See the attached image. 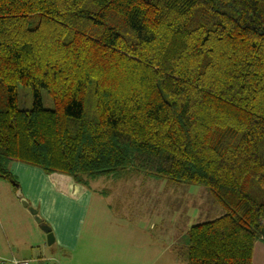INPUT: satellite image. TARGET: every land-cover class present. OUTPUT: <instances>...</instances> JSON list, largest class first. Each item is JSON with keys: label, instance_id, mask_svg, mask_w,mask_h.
I'll use <instances>...</instances> for the list:
<instances>
[{"label": "trees", "instance_id": "16d2710c", "mask_svg": "<svg viewBox=\"0 0 264 264\" xmlns=\"http://www.w3.org/2000/svg\"><path fill=\"white\" fill-rule=\"evenodd\" d=\"M12 162L77 185L203 187L223 215L189 228L176 260L252 264L264 243V0H0V179L16 192Z\"/></svg>", "mask_w": 264, "mask_h": 264}, {"label": "rangeland", "instance_id": "374dc122", "mask_svg": "<svg viewBox=\"0 0 264 264\" xmlns=\"http://www.w3.org/2000/svg\"><path fill=\"white\" fill-rule=\"evenodd\" d=\"M16 94L19 109L29 108L28 90L18 85ZM40 98L44 109L53 108L46 92L42 91ZM8 169L19 184L23 197L35 201L36 207L40 206L41 215L48 211L47 199L57 200L58 205H63L68 199L73 200V197L62 198L54 194L53 183L37 179L30 171L42 172L36 167L12 162ZM24 173L31 175L25 176ZM27 178L33 180L30 190ZM74 185L92 192L93 200L87 216L81 217L80 221L84 242L69 249L56 243L46 245L44 232L34 222L29 210L21 206L13 184L0 179V255H8L11 248L22 259L28 258L31 252L33 257L49 259L51 264H180L173 249L185 244L189 228L223 215L208 191L199 186L168 185L165 181L136 177L128 180L100 177L89 180L86 185ZM68 188L73 189V186ZM83 207L85 210L84 201ZM76 213L75 222L80 219L79 212ZM47 217L51 222L56 220L55 215ZM95 234L97 239L89 241L93 249L84 248L89 236ZM129 240V246L121 244ZM120 241V244H111ZM96 260L99 261L94 263Z\"/></svg>", "mask_w": 264, "mask_h": 264}, {"label": "crops", "instance_id": "0c3cea01", "mask_svg": "<svg viewBox=\"0 0 264 264\" xmlns=\"http://www.w3.org/2000/svg\"><path fill=\"white\" fill-rule=\"evenodd\" d=\"M30 171L36 177H38L37 179H41L42 181L46 180V183L47 182H49L50 184L53 183L55 185V188L52 187V191L54 194L62 198H67V197L72 198L73 197L72 198L73 200L68 199L66 202H63V205H58L57 200H54L53 198L47 199L46 200V210L48 209V211H46V214L44 215H41L39 213L41 211V208L39 205L38 207H36L35 201H29V199L27 198L25 199L24 197L23 198L28 202L31 208L35 207L34 209L32 208L33 210L36 211L35 214H32V217L34 218V222L38 226L42 224L48 225V227L51 229V232L53 234V239H54L53 243H56L59 247L63 246L69 249L77 248L80 242L82 241L84 242V237H82L80 221H81V217H86L89 212V209H90V206L93 200L92 192L90 193L86 192L87 191L85 190L86 188L78 189L79 186H75L72 180L62 175H55V176L47 175L48 178L46 179V176L43 175L42 172L37 173L35 170H30ZM24 174L25 176L31 175L29 173H24ZM32 182L33 180L28 179L27 184H28L29 190L33 186ZM92 182L93 181H91L90 183ZM70 186H73V189L71 188L67 189V187H70ZM18 187L20 188L19 184H18ZM87 188H89V186ZM60 194H63L64 196H61ZM82 201H84V206H86L85 210H84V207L82 208ZM77 211L79 212L80 219L77 222H75ZM48 215L49 216L55 215L56 220L51 222L49 217H47ZM46 220L50 222L48 223L46 222ZM97 237L98 236L96 234L89 236L88 243L84 244V248L93 249L92 248L93 246L91 247V245L89 244V241L94 242L97 239ZM110 237H115V235H110ZM121 242L122 241H120L119 243H111V244L117 245V244H120ZM111 244H106V245L110 246ZM121 244H126L129 246L130 240L127 243H121ZM9 250L10 251L7 252L8 255L6 256L0 255V257L1 258L15 257L18 259H22L18 257L19 255L14 254V251L12 252L11 248H9ZM18 252H19V249H18ZM36 258H43V257H33L32 253L30 252V256L28 258H23V259H36ZM97 261L99 260H96L94 263H96ZM100 264H102V262ZM252 264H264V243H261V242L255 243L253 254H252Z\"/></svg>", "mask_w": 264, "mask_h": 264}, {"label": "water", "instance_id": "95a60500", "mask_svg": "<svg viewBox=\"0 0 264 264\" xmlns=\"http://www.w3.org/2000/svg\"><path fill=\"white\" fill-rule=\"evenodd\" d=\"M16 198L19 200V202H20V204H21V206L23 208H27L31 214H35L36 213V211L33 210L29 206L28 202L23 198V195H22L21 190H20L19 187H17V190H16ZM40 229L42 230V232H44V234L46 236L45 237L46 244L48 246H50L53 243V241H54L53 234L51 233V229L47 225H44V224L40 225Z\"/></svg>", "mask_w": 264, "mask_h": 264}, {"label": "built area", "instance_id": "2783aa9c", "mask_svg": "<svg viewBox=\"0 0 264 264\" xmlns=\"http://www.w3.org/2000/svg\"><path fill=\"white\" fill-rule=\"evenodd\" d=\"M0 264H51L49 259L36 258V259H18L15 257L1 258Z\"/></svg>", "mask_w": 264, "mask_h": 264}]
</instances>
